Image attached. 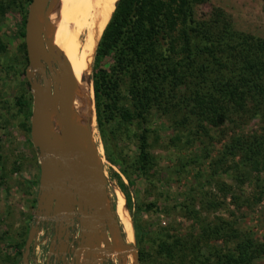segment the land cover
Masks as SVG:
<instances>
[{"label": "trees", "instance_id": "1", "mask_svg": "<svg viewBox=\"0 0 264 264\" xmlns=\"http://www.w3.org/2000/svg\"><path fill=\"white\" fill-rule=\"evenodd\" d=\"M204 1L117 0L95 49L91 74L96 122L108 160L117 158L121 128L137 124L142 129L136 169L139 174L149 173L155 159L146 124L155 114L166 117L177 130L194 125L198 132L234 115L264 119V39L232 32L219 8H214L209 18H197L194 6ZM104 6V0H94L85 17V31L91 37ZM0 9L4 12L2 3ZM18 35L24 38L25 19ZM22 47L27 60L25 43ZM5 49L0 40V51ZM17 102L23 101L18 98ZM224 148L231 158H237L232 163L238 184L249 180L257 186L258 174L264 171V129L259 134L236 136ZM119 186L129 203L124 183L120 181ZM258 187L255 201L264 194V188ZM228 193L236 208L248 204L249 198L243 200L231 189ZM213 202L208 199L199 205L193 196L188 202L183 198L178 204L181 214L197 225V230L193 227L186 235L152 239L151 251L129 209L139 264H151L152 255L164 260L163 264H264L260 262L264 243L250 231H240L228 218L217 215L209 221L202 216L204 209L218 206ZM113 208L116 211L115 200ZM210 241L222 245L211 246ZM23 249L17 251L20 257L10 254V264H22Z\"/></svg>", "mask_w": 264, "mask_h": 264}, {"label": "rangeland", "instance_id": "2", "mask_svg": "<svg viewBox=\"0 0 264 264\" xmlns=\"http://www.w3.org/2000/svg\"><path fill=\"white\" fill-rule=\"evenodd\" d=\"M104 2L108 4L106 0ZM1 3L4 12L0 9V40L6 49L0 51V264H10V254L15 247L17 251L22 250L27 226L35 217L40 157L30 136L33 96L29 83L26 84L28 63L22 47L24 38L17 36V29L21 28L22 20L26 19L30 2L0 0ZM93 3L94 0H51L45 32L67 61L71 57L66 52V46L78 53L77 78L80 77L77 80L87 83L82 77L90 78V92L87 86L82 92L87 106V121L91 115L94 120V138L101 153L108 191L112 205L115 200L117 214L119 202L125 205L128 213L130 209L135 214L141 237L151 251L154 244L152 239L174 233L186 235L193 227L196 228L194 231L197 230V225L181 214L178 204L183 198L188 202L193 196L194 202L199 205L210 199L214 201L213 206H218L213 210L204 209L202 216L205 219L211 221L217 215L228 218L240 231H250L264 243V194L259 201L254 198L258 185L264 188V171L258 174L260 181L257 186L249 180L239 185L233 176L235 170L232 163V159L235 161L237 158H231L224 148L236 136L262 133L264 119L261 117L234 115L217 126L205 125L206 131L199 129L198 132L194 125L177 130L166 117L155 114L146 124L149 149L155 159V165L149 173L139 174L136 169L138 135L142 129L137 124L121 128L117 158H106L96 122L91 79L94 44L101 37L102 32L98 30L103 28L101 15L106 7L100 10L95 25L97 31L91 37L85 31V17ZM214 8L222 11L232 32L264 39V0H205L195 4L194 14L197 18H209ZM18 98L22 99V104H18ZM120 181L124 183V191L129 195V203L120 189ZM228 189L243 200L249 198L248 204L236 208L230 194H227ZM126 234L128 242L138 250L135 237L131 242L127 231ZM209 244L222 245L220 241H210ZM131 256L132 259L126 258L123 264H133V254ZM150 259L151 264L165 263L155 255ZM260 262L264 263V257Z\"/></svg>", "mask_w": 264, "mask_h": 264}, {"label": "water", "instance_id": "3", "mask_svg": "<svg viewBox=\"0 0 264 264\" xmlns=\"http://www.w3.org/2000/svg\"><path fill=\"white\" fill-rule=\"evenodd\" d=\"M50 3L51 0H31L25 19L24 43L28 61L25 76L33 96L30 136L40 157V178L35 218L25 241L22 264H32L29 254L43 242V239L38 241L42 216L57 218L61 223L69 219L68 227H73L74 219L79 222L76 264H86L95 261L96 254L110 255L115 251L122 263L126 261V253L131 251L133 264H139L136 246L120 234V222L112 205L92 127L73 122L72 91L76 79L62 51L46 35ZM43 62L48 66L56 62L62 71L61 80L52 73L53 90L50 79L45 77ZM35 71L42 73V84L34 75ZM82 80L90 83L89 77L84 79L83 76ZM53 118L58 132L52 130ZM99 239L104 242L102 248L96 245ZM56 241L54 234L50 246L54 247ZM119 247L127 252L120 254ZM49 258L50 255L45 264H49Z\"/></svg>", "mask_w": 264, "mask_h": 264}, {"label": "flooded vegetation", "instance_id": "4", "mask_svg": "<svg viewBox=\"0 0 264 264\" xmlns=\"http://www.w3.org/2000/svg\"><path fill=\"white\" fill-rule=\"evenodd\" d=\"M43 68L45 72V77L50 79L51 89L53 90L52 73L57 74L59 80H61L62 71L59 69L56 62H51L50 66H48V64L43 62ZM34 75L39 80V82L42 84L43 79H44L42 73H38L35 71ZM39 178H40V170H39ZM38 192H39V179H38L37 194ZM37 194H36V202H37ZM34 218L31 224L34 222ZM68 223H70L69 219L67 220V223H64V222L61 223L59 222L57 218L50 219L48 217L42 216V220L39 223V229L41 231V234L38 235V241L40 239H43V242L36 246L38 250H40L41 248V251L44 252L43 253L44 259H43L42 264H45V259L49 255H50L49 264H76L77 263V259L75 258V256H76V253L78 250L77 247L79 244V239H78L79 222L76 219H74L73 227H68L67 226ZM54 234H56L57 241L54 247L53 246L51 247L50 243H51L52 236ZM120 234L125 239V236L123 235L122 227H121ZM98 241H99V244H97ZM98 241L96 242L97 247L99 248L104 247L103 240L99 239ZM114 254H116V251ZM115 256L116 257H114V255L112 254L106 255L103 253L96 254L95 261L90 260L86 264H123L121 257H119L117 254ZM128 259L131 260L132 256H129Z\"/></svg>", "mask_w": 264, "mask_h": 264}, {"label": "bare ground", "instance_id": "5", "mask_svg": "<svg viewBox=\"0 0 264 264\" xmlns=\"http://www.w3.org/2000/svg\"><path fill=\"white\" fill-rule=\"evenodd\" d=\"M106 1L108 2V4H105L106 8L102 12V15H101V22H103V28L98 30L99 32H103V30L105 28L104 25H105V23H107L109 21L110 14L113 10L114 3L116 2V0H106ZM45 30H46V25H45ZM98 42H99V40L97 42H95L94 50L96 49ZM66 50H67L66 51L67 54H69L71 57V60L68 61V63L70 65V68L72 69V72H73L74 77L76 79V84H75L74 90L72 91V119H73V122L77 125L89 124L92 127V131L94 132V129H93L94 120H93V117L91 115H89L88 121H87V106L85 104V101L83 98V93H82L83 88L85 86H87V88H86L87 91L90 92L88 90V83H83V82L80 83L77 80L80 77L79 76L77 78L78 73H79L78 72V69H79V67H78V62H79L78 53H76L75 50L71 49L70 46H66ZM52 130L54 132H58V126H57L54 118L52 119ZM117 211H118V215H119V217H120L122 223L124 224V227L128 233V237L130 239L129 241L132 242L134 240V234H133L132 222H131V218H130V215L128 213V210L122 202H119L118 207H117ZM97 244H99V241L97 242ZM118 250H119L120 254H124V252H127L123 247H119ZM114 253L112 255H116ZM131 254H132L131 251L126 253L127 258L129 256H131Z\"/></svg>", "mask_w": 264, "mask_h": 264}, {"label": "crops", "instance_id": "6", "mask_svg": "<svg viewBox=\"0 0 264 264\" xmlns=\"http://www.w3.org/2000/svg\"><path fill=\"white\" fill-rule=\"evenodd\" d=\"M26 238H27V235H26ZM26 241V240H25ZM25 245V244H24ZM24 248V246L22 247V249ZM24 250V249H23ZM17 251V250H16ZM16 251H14L13 252V254L12 255H17L16 254ZM36 251V252H35ZM33 253H30L29 254V262L30 263H34L35 261H36V259H37V262H38V264L40 263V261H41V263L40 264H42V262H43V259H44V252H42L41 251V248H40V250H38V248H36V250H35ZM21 257H22V255H21Z\"/></svg>", "mask_w": 264, "mask_h": 264}, {"label": "built area", "instance_id": "7", "mask_svg": "<svg viewBox=\"0 0 264 264\" xmlns=\"http://www.w3.org/2000/svg\"><path fill=\"white\" fill-rule=\"evenodd\" d=\"M41 234V231L39 232V235Z\"/></svg>", "mask_w": 264, "mask_h": 264}]
</instances>
